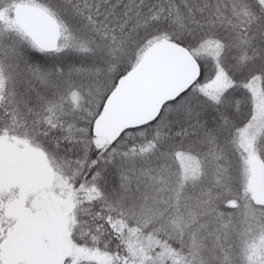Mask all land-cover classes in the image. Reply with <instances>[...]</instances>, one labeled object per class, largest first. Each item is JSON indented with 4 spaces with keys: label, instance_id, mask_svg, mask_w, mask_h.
I'll return each mask as SVG.
<instances>
[{
    "label": "snow or ice",
    "instance_id": "obj_1",
    "mask_svg": "<svg viewBox=\"0 0 264 264\" xmlns=\"http://www.w3.org/2000/svg\"><path fill=\"white\" fill-rule=\"evenodd\" d=\"M0 264H264V0H0Z\"/></svg>",
    "mask_w": 264,
    "mask_h": 264
}]
</instances>
